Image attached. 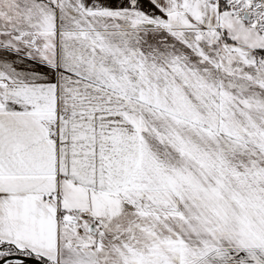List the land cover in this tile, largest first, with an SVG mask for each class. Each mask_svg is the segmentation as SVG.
I'll return each mask as SVG.
<instances>
[{
  "label": "snow or ice",
  "instance_id": "1",
  "mask_svg": "<svg viewBox=\"0 0 264 264\" xmlns=\"http://www.w3.org/2000/svg\"><path fill=\"white\" fill-rule=\"evenodd\" d=\"M0 264H264V0H0Z\"/></svg>",
  "mask_w": 264,
  "mask_h": 264
}]
</instances>
